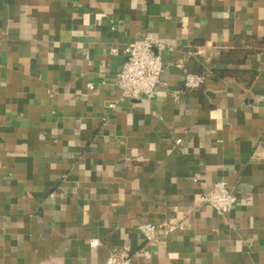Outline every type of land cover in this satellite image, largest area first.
Masks as SVG:
<instances>
[{"label": "crops", "instance_id": "0c3cea01", "mask_svg": "<svg viewBox=\"0 0 264 264\" xmlns=\"http://www.w3.org/2000/svg\"><path fill=\"white\" fill-rule=\"evenodd\" d=\"M145 34L173 48L153 98L120 100ZM262 93L264 0H0V264H264ZM219 180L224 215L203 200Z\"/></svg>", "mask_w": 264, "mask_h": 264}, {"label": "built area", "instance_id": "2783aa9c", "mask_svg": "<svg viewBox=\"0 0 264 264\" xmlns=\"http://www.w3.org/2000/svg\"><path fill=\"white\" fill-rule=\"evenodd\" d=\"M173 46L153 34H145L141 38L128 42L122 48L124 54L123 64L115 79V86L120 90V100H134L154 97L157 85L164 71L162 52L171 50ZM119 48L112 47L110 53L118 55ZM205 76L187 72L184 85L190 90L202 86ZM93 87L92 83H88ZM256 103L264 107V93L256 97ZM182 140L177 138L176 145ZM203 200L218 214L224 215L232 210L237 201L234 188L224 180L217 181L211 190L203 194ZM165 223L142 222L138 225L145 240L153 242L165 232ZM167 227V226H166ZM99 240H92L91 246H99ZM143 255L151 257L152 252L144 249ZM105 264H133L131 257L124 251L112 252Z\"/></svg>", "mask_w": 264, "mask_h": 264}, {"label": "trees", "instance_id": "16d2710c", "mask_svg": "<svg viewBox=\"0 0 264 264\" xmlns=\"http://www.w3.org/2000/svg\"><path fill=\"white\" fill-rule=\"evenodd\" d=\"M242 52H243V49L239 45H236V47L231 49V50L223 51L221 53L219 59L217 60V62L218 63H223V64L227 63V62H230V61L233 60V58L235 56L240 55ZM244 55H243V57H244ZM243 57L241 58V60H243ZM213 73L218 78V77L225 76L227 74L236 76L238 74V71L234 70V69H226V68H217V67H215L214 70H213Z\"/></svg>", "mask_w": 264, "mask_h": 264}]
</instances>
